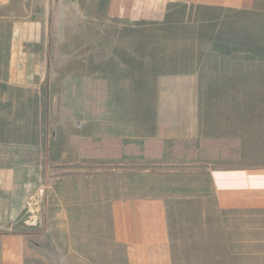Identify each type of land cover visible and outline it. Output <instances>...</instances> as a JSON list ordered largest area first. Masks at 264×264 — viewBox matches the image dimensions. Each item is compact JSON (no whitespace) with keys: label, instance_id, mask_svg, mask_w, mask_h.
I'll use <instances>...</instances> for the list:
<instances>
[{"label":"crops","instance_id":"crops-1","mask_svg":"<svg viewBox=\"0 0 264 264\" xmlns=\"http://www.w3.org/2000/svg\"><path fill=\"white\" fill-rule=\"evenodd\" d=\"M228 15L264 38V0H0V264H264V167L198 155L207 71L255 68Z\"/></svg>","mask_w":264,"mask_h":264},{"label":"rangeland","instance_id":"rangeland-1","mask_svg":"<svg viewBox=\"0 0 264 264\" xmlns=\"http://www.w3.org/2000/svg\"><path fill=\"white\" fill-rule=\"evenodd\" d=\"M187 12V11H186ZM176 14H183V9H176ZM189 14L198 17L202 14L217 13V11L190 10ZM227 12H220L219 15ZM222 39L230 41L234 35L237 41L240 54L239 62H248L254 65L252 70H239V77L233 81V94L236 89L238 101L215 100L220 93L230 89V82L225 83L220 79L226 71H207L208 76L203 78L205 89L209 93L207 97L212 100L200 102V131L202 145L198 155L208 160L211 167L232 168V167H264V38L260 30L251 35L247 22H232L230 15L222 16ZM170 22L158 21L151 26L144 22V29L166 30ZM172 25V24H171ZM216 23H207L206 30L217 29ZM192 30L198 27L192 22ZM233 34V35H232ZM218 37L211 38L210 44L216 43ZM225 41L222 43L224 46ZM209 45V44H208ZM249 46V47H247ZM255 50L246 56V50ZM213 62V57L207 59ZM215 74L217 78H215ZM223 88V89H222ZM230 97V96H228ZM234 97V95H233ZM148 111L144 110L147 115ZM185 166H167L166 164H151L144 160L142 192L147 195H167L176 185L175 175L168 174L174 170L183 173Z\"/></svg>","mask_w":264,"mask_h":264}]
</instances>
